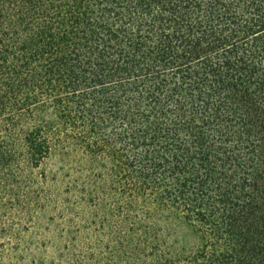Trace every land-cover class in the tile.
I'll return each instance as SVG.
<instances>
[{
	"label": "trees",
	"instance_id": "1",
	"mask_svg": "<svg viewBox=\"0 0 264 264\" xmlns=\"http://www.w3.org/2000/svg\"><path fill=\"white\" fill-rule=\"evenodd\" d=\"M58 176L128 236L0 264H264V0H0V207Z\"/></svg>",
	"mask_w": 264,
	"mask_h": 264
},
{
	"label": "rangeland",
	"instance_id": "2",
	"mask_svg": "<svg viewBox=\"0 0 264 264\" xmlns=\"http://www.w3.org/2000/svg\"><path fill=\"white\" fill-rule=\"evenodd\" d=\"M37 176L34 174L31 179L34 181ZM26 177L27 175H23V178ZM32 184L28 186L30 187L29 192L32 196L40 195L41 199L38 198V206L41 205L43 208L41 210L44 212L38 211L40 210L38 206L31 205L28 208L31 217H26L20 221V215L17 218L14 212H10L1 206L0 229L7 234L5 236H19L25 243L37 236H85L89 240L96 238V240L104 241L110 236H128L120 223L115 222L114 219H108L105 214L98 212L92 217L89 209L82 206L78 198L66 193L67 183L65 180L62 181L59 176L55 184L46 187L47 192L44 194L37 191L34 183ZM19 194H23V190ZM47 198L53 200L52 206L45 207ZM132 228L138 227L133 225ZM131 236L140 235L133 233Z\"/></svg>",
	"mask_w": 264,
	"mask_h": 264
}]
</instances>
